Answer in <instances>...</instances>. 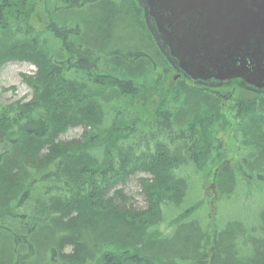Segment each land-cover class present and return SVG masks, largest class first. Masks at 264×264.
Returning a JSON list of instances; mask_svg holds the SVG:
<instances>
[{"label":"trees","instance_id":"16d2710c","mask_svg":"<svg viewBox=\"0 0 264 264\" xmlns=\"http://www.w3.org/2000/svg\"><path fill=\"white\" fill-rule=\"evenodd\" d=\"M42 2L43 32L35 0H0V69L36 68L32 98L0 106V264H264V94L166 86L176 71L137 0ZM231 91L239 158L215 174L219 202L261 206L219 229L211 206L186 202L227 155ZM137 174L144 208L119 188Z\"/></svg>","mask_w":264,"mask_h":264},{"label":"water","instance_id":"95a60500","mask_svg":"<svg viewBox=\"0 0 264 264\" xmlns=\"http://www.w3.org/2000/svg\"><path fill=\"white\" fill-rule=\"evenodd\" d=\"M137 4L176 78L183 76L203 88L243 87L264 94V0ZM211 206L214 214V202Z\"/></svg>","mask_w":264,"mask_h":264},{"label":"rangeland","instance_id":"374dc122","mask_svg":"<svg viewBox=\"0 0 264 264\" xmlns=\"http://www.w3.org/2000/svg\"><path fill=\"white\" fill-rule=\"evenodd\" d=\"M36 2V9L34 13H36L33 16L32 24L35 29L43 32L46 30L48 26L51 25L53 22L52 19L49 20V10L47 8V5L44 8V3L42 0H35ZM142 18V15H141ZM48 35L49 44L52 46L54 45L53 36ZM123 36V34H122ZM138 41L141 42V37H138ZM143 42V41H142ZM56 46V45H54ZM50 48V46H49ZM36 71V68L33 64L28 62H9L6 63L1 69H0V106H7L11 105L17 102H27L32 98V90L30 87L25 83L23 80V75H32ZM175 74L173 72L169 73L167 76V84L166 86H172L173 89L176 88L178 84V80H175L174 77ZM235 93V91H233ZM231 91V96L228 97L229 100H223V108H222V115L225 117L227 124L226 128L224 129L223 133L220 134V137L223 138L224 145L226 146V152L227 155L225 159L222 161L220 166L216 167L212 172V177L207 179V183H204L200 180V178L203 176L196 175L195 177V184L188 196L186 205L190 206L191 204L199 206L201 203L206 204L207 206H211L213 202L214 203V210L216 211V219L219 220V229H222L227 222H232L237 220H243L246 221L247 218H252L253 216H247V215H253L254 213V206H261L260 201L259 204L257 200L254 201H248L240 199L237 200H229V201H223L219 202L220 195L218 193L217 185H216V178L215 173L216 170L219 169L221 166H229L231 163L237 162L239 158V143L238 140L235 138V129H236V120H235V113L233 109V96L235 95ZM156 98L158 102H162L161 99H159L158 93L157 95H153L152 99ZM155 104L152 103V106ZM160 105V104H159ZM83 133L82 128H76L70 130L65 136L64 139L66 140H72L80 138ZM153 144V143H152ZM188 171V170H184ZM189 172V171H188ZM205 175V174H204ZM146 177L144 174H137L136 177H132L126 185L119 186V188H123V190L129 195L130 199L132 200L131 203H133L135 206L139 208L146 207L145 199L141 193V188L139 186L138 179ZM216 187V192L218 194V198L216 196V200L214 201L215 195L212 192V186ZM118 188V186H116ZM257 202V203H255ZM240 206H243V208L246 211V214H241ZM253 206V207H252ZM167 216L170 215V210L167 211ZM168 218V217H167ZM167 221H170V219H167ZM234 220V221H233ZM169 222H166L164 226L162 227L163 232H167L169 230Z\"/></svg>","mask_w":264,"mask_h":264}]
</instances>
